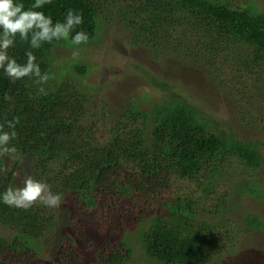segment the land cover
<instances>
[{
    "label": "trees",
    "instance_id": "obj_1",
    "mask_svg": "<svg viewBox=\"0 0 264 264\" xmlns=\"http://www.w3.org/2000/svg\"><path fill=\"white\" fill-rule=\"evenodd\" d=\"M101 1L53 0L42 10L51 15L54 22L62 21L69 8L82 12L84 23L76 31H86L90 42L100 26ZM21 2L27 8L33 0ZM134 5L136 11L131 14L129 8ZM122 13L124 18H119H123L121 21L134 34V43H142L154 51L162 44L158 38L162 31L171 32L176 27L184 29L199 38L197 45L203 53L210 54L214 49L217 54L225 55L226 60L237 56L243 62L246 74L250 73L255 82L262 80L264 13L258 11L254 3L234 9L223 2L210 0H138ZM188 39L185 43L180 36L172 38L169 33L162 41L169 46L170 53H181L197 60L199 50L195 45L190 47ZM68 44L69 41L53 42L32 50L42 73L47 72L50 79L53 74L51 52ZM26 50L27 44L18 41L9 54L18 63H24ZM69 69L81 76L87 73L85 66L73 64ZM157 85L167 86L165 83ZM40 87L28 78L12 83L0 75V123L18 118L13 146L20 154L18 159H9L12 162L9 167L4 162L7 157H0V169H3L0 171V192L15 185L18 167L32 164L36 178L58 186L55 193L61 195V205L47 208L37 202L24 210L0 204V228L13 232L9 237L0 233V264H22L16 257L28 254L40 256L41 262L45 260L40 252L48 246V238L59 227L66 194L74 196L85 211L109 207V198L112 202L127 197L134 204L150 203L160 199L162 191L155 181H161L159 177L166 178L169 169L176 171L177 178L182 179L194 180L202 175V191L209 194L212 184L220 183L227 175L219 163H224L228 156L235 154L252 168L262 165L257 143L241 142L223 133L204 134L205 126L200 123L204 118L195 107L186 103L171 101L155 105L148 112H141L132 104L119 117L107 107L105 119L108 120L109 141L103 143L95 139L94 125L106 120L87 108V94L66 80L47 82L43 85L45 93L38 91ZM5 93L12 97L10 101L4 100ZM139 117L145 120L144 129L134 124ZM241 185L251 194H258L252 183ZM113 187L116 191L111 192ZM158 201L160 205L150 213H142L119 224L121 236L116 242L125 254L131 256L133 245H138L153 264H208L222 251L223 237L228 235L230 241L234 239L228 232L230 228H223L215 221L214 224L200 221L192 200L178 196L173 200ZM220 207L218 205L212 213L214 218H219ZM245 220L250 229H264L256 214L249 213ZM146 222L148 226H145ZM102 248L100 244L96 245L97 264L122 263L124 257L120 251L104 260ZM48 260H51L50 264H56L52 256Z\"/></svg>",
    "mask_w": 264,
    "mask_h": 264
},
{
    "label": "rangeland",
    "instance_id": "obj_2",
    "mask_svg": "<svg viewBox=\"0 0 264 264\" xmlns=\"http://www.w3.org/2000/svg\"><path fill=\"white\" fill-rule=\"evenodd\" d=\"M210 1L223 2L234 9L254 3L258 11L264 13V0ZM135 2L138 0H102L100 26L95 38L78 48L71 43L54 48L50 55L53 74L48 83L66 80L88 95L87 108L91 113L104 116V119L107 107L119 117L132 104L137 105L141 112H148L155 105L183 102L195 107L204 118L199 120L205 126L204 134L223 133L241 142L257 143L262 165L252 168L242 163L237 155L228 156L224 163H219L227 175L221 178L220 183L212 184L209 194L202 191V175L194 180L179 179L177 172L169 169L166 178L159 177L161 181L155 182L162 191L160 199L173 200L178 196L190 199L200 221L207 220L210 224L215 221L223 228H230L228 232L234 239L230 241L228 235L223 237L222 251L208 264H264V229H250L245 220L249 213L256 214L264 224V75L262 80L255 82L250 73L244 72L243 62L237 56L226 60L225 55L217 54L214 49L210 54L203 53L197 45L199 38L177 27L159 34L162 44L154 51L142 43H134V34L121 20L125 15L122 10ZM135 8V5L129 8V12L135 13ZM120 16H123L121 20ZM169 33L172 38L180 36L185 43L189 38L190 47L195 45L199 50L197 60L186 58L181 53H170L169 46L163 44ZM73 64L85 66L87 73L84 76L76 74L69 69ZM158 83L167 86L161 87ZM137 120L134 124L144 129L145 120L141 117ZM107 122L101 121L93 128L95 139L103 143L109 141ZM4 159L7 167L12 165L8 158ZM31 166L22 164L17 168L13 181L16 186L22 187L29 176L44 181L36 178ZM115 179L118 180L117 177ZM245 182L252 183L258 194H251L246 186L241 185ZM48 184L55 193L58 186L51 182ZM113 190L116 191V187L111 188V192ZM64 200L59 227L48 238V246L40 252L45 260L41 262L40 256L33 254L18 255L16 258L22 264H50L48 258L51 256L56 264H97L95 248L98 244L103 247L101 254L104 260L120 251L124 257L120 264H153L145 258L138 245H133V253L129 256L116 241L121 236L118 230L120 223L155 210L160 205L158 200L134 204L127 197L113 202L109 198V207L86 211L74 196L66 194ZM218 205H221L219 210L222 212L219 218H214L212 213ZM0 233L4 237L13 234L8 228H0Z\"/></svg>",
    "mask_w": 264,
    "mask_h": 264
},
{
    "label": "clouds",
    "instance_id": "obj_3",
    "mask_svg": "<svg viewBox=\"0 0 264 264\" xmlns=\"http://www.w3.org/2000/svg\"><path fill=\"white\" fill-rule=\"evenodd\" d=\"M52 3L53 0H33L26 8L21 0H0V75L12 83L24 78L33 80L41 85L38 89L40 93H45L43 85L49 81L50 76L47 72L42 73L32 50H38L44 44L52 45L53 42L69 41L77 48L89 42L86 31H76L84 23L83 13L69 8L62 21L54 22L52 16L42 10ZM18 41L27 44L24 63H18L9 54V50L15 48ZM3 98L6 101L12 99L7 93ZM18 123V118L0 123V157L19 158L20 154L13 146ZM37 202L47 208H59L61 195L54 193L47 182L31 176L24 180L22 187L10 185L0 192V204L12 208L28 210Z\"/></svg>",
    "mask_w": 264,
    "mask_h": 264
}]
</instances>
